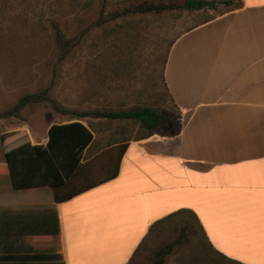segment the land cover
I'll return each instance as SVG.
<instances>
[{"label":"crops","instance_id":"obj_1","mask_svg":"<svg viewBox=\"0 0 264 264\" xmlns=\"http://www.w3.org/2000/svg\"><path fill=\"white\" fill-rule=\"evenodd\" d=\"M211 1L166 50L176 129L128 141L113 179L56 203L49 188L14 190L0 160V256L128 264L154 222L189 209L217 252L264 264V0ZM47 130L25 131L45 145Z\"/></svg>","mask_w":264,"mask_h":264},{"label":"rangeland","instance_id":"obj_2","mask_svg":"<svg viewBox=\"0 0 264 264\" xmlns=\"http://www.w3.org/2000/svg\"><path fill=\"white\" fill-rule=\"evenodd\" d=\"M182 1L107 0L102 14L96 0L87 11L76 9L69 13L64 8L63 15L58 10L51 14L53 11L41 4L28 5V19L36 20L39 10L44 13L43 31L32 30L34 21H29L0 32V136L24 129L30 132L31 138L34 131L38 139L45 140V130L50 125L77 119L93 134L83 162L96 155V161L90 163L97 165L104 159L103 150L118 142L134 140L142 131L135 123L108 120L95 116V112L156 108L167 117L163 132L174 131L178 124L177 112L162 83L166 50L177 35L211 17L212 13L189 14L180 10L159 15L122 13L125 8L134 9L143 3ZM47 21L57 23L58 37ZM84 28L87 31L79 37ZM27 96L32 101L14 111ZM82 113L87 116L79 118ZM163 236L139 251L131 264H154L155 250L161 246ZM208 257L214 260L212 255ZM187 259L189 255L174 250L162 264H186Z\"/></svg>","mask_w":264,"mask_h":264},{"label":"trees","instance_id":"obj_3","mask_svg":"<svg viewBox=\"0 0 264 264\" xmlns=\"http://www.w3.org/2000/svg\"><path fill=\"white\" fill-rule=\"evenodd\" d=\"M96 1H99V12L102 14L103 6L107 0ZM94 2L95 0H0V32L4 28H15L18 24L29 23V21H34L30 26L32 30L43 31L45 27L42 23L46 22L43 21L44 13L39 10L36 20L27 17L26 8L34 3L41 4L47 10L53 11L51 14L58 10V13L63 15L66 9L69 13L76 9L87 11ZM213 9H215V4L211 0H183L178 4L148 5L143 3L134 9L125 8L122 15L148 13L159 15L164 11L175 10L192 14ZM47 22L52 24V31L58 37L60 31L57 23ZM191 27L183 32L190 30ZM86 31L87 29L84 28L79 33V37L83 36ZM30 101H32L31 96L22 98L13 110L17 111ZM93 114L108 120H126L135 123L142 132L134 141L144 140L160 133L162 125L167 121L163 112L151 107H137L118 112H95ZM86 116V113L78 115L79 118ZM92 142L91 130L77 119L68 123L50 125L45 145H32L24 129L10 131L0 136L3 161L6 164L13 189L49 188L56 203L67 201L116 176L119 159L128 141L125 144L118 142L115 144L117 146L103 150L101 153L104 159L97 167L82 163L84 152L91 147ZM162 236L161 246L155 250L154 264H162L164 258L171 255L174 250L189 255L186 264H243L226 258L212 247L197 216L189 209L177 210L154 222L135 249L128 264L133 262V258L139 251L147 248L150 242L160 239ZM208 255H212L214 260ZM0 264H64V261L58 254H38L0 256Z\"/></svg>","mask_w":264,"mask_h":264}]
</instances>
